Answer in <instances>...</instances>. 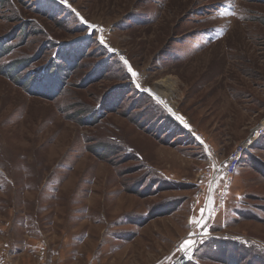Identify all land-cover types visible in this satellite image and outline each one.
I'll return each instance as SVG.
<instances>
[{
  "label": "rangeland",
  "instance_id": "374dc122",
  "mask_svg": "<svg viewBox=\"0 0 264 264\" xmlns=\"http://www.w3.org/2000/svg\"><path fill=\"white\" fill-rule=\"evenodd\" d=\"M68 5H0L15 47L0 60V264H174L216 165L251 137L187 264H264V0ZM68 47L84 59L55 101L2 73L14 60L34 61L18 80L43 72ZM112 96L114 112L82 121Z\"/></svg>",
  "mask_w": 264,
  "mask_h": 264
},
{
  "label": "trees",
  "instance_id": "16d2710c",
  "mask_svg": "<svg viewBox=\"0 0 264 264\" xmlns=\"http://www.w3.org/2000/svg\"><path fill=\"white\" fill-rule=\"evenodd\" d=\"M1 2L2 0L0 1V5ZM50 8L51 6L49 4H46V6H43L42 10H40L42 13H44L48 11L47 9ZM13 41L14 36L0 40V60L13 52L15 47L12 45H8V43ZM70 57L74 58V61H70ZM58 58L61 61H58L57 65L49 66L40 73L39 71H33V73L30 72L27 74V76L23 77L22 80H18L19 73L30 70L32 67L31 65H33L34 61L14 60L13 62H11L10 68H8L6 72L2 73L9 77L10 81L13 82L16 86L22 88L27 94H29V96L43 98L46 101H55L68 88L67 79L70 74L75 72L80 66L81 62L84 59V51L79 47H68L65 49V51L64 49L61 51ZM99 75L102 76V74ZM95 78L98 79V74L94 70L92 75L88 77L85 83H82L80 87L95 83ZM117 99H119V96H112L106 103H102V105L98 108L99 110H93L92 112H81L80 115L84 117V119L82 118V121L89 126L95 125L97 122H99L100 119H102V116L108 114V112L115 111L116 107L118 106ZM189 262H191V260H189Z\"/></svg>",
  "mask_w": 264,
  "mask_h": 264
},
{
  "label": "built area",
  "instance_id": "2783aa9c",
  "mask_svg": "<svg viewBox=\"0 0 264 264\" xmlns=\"http://www.w3.org/2000/svg\"><path fill=\"white\" fill-rule=\"evenodd\" d=\"M259 130H256V133ZM254 143V138H248L244 143L238 145L235 150L230 154V156L227 158L225 163L222 165L217 164L214 170V174L210 176L209 180L205 184V190L203 191V215L205 216L207 220V231L210 235V224L212 221V216L215 214V212L218 210V208L215 207V200L217 195V185L218 182L223 179L224 184V191H222L223 195L220 197V201H224V198L226 197V193L228 192L229 185H231L233 181V177L235 174V171L237 169V166L241 160V157L247 153V151L252 147ZM210 153V160L214 162V153L211 151ZM215 163V162H214ZM200 194V193H199ZM219 198V195H218ZM201 213V215H202ZM201 215L199 216V221L201 219ZM200 231V228L197 226L196 234L194 235L195 240L198 239L197 233ZM246 240V238L242 239ZM191 257V253L189 254ZM190 258L186 257L183 260H177L174 264H187L189 262Z\"/></svg>",
  "mask_w": 264,
  "mask_h": 264
},
{
  "label": "snow or ice",
  "instance_id": "6c2138e0",
  "mask_svg": "<svg viewBox=\"0 0 264 264\" xmlns=\"http://www.w3.org/2000/svg\"><path fill=\"white\" fill-rule=\"evenodd\" d=\"M59 3L65 4L68 7H70V5H68V0H59ZM80 19H81V22L87 24V21H84L82 17ZM92 27H94V26H92ZM100 43H102V44L104 43V40H103L102 37L100 38ZM109 50H111V49H109ZM121 59H123V57H121ZM124 64L127 65L128 64V61L127 60H124ZM128 72L131 73V77L132 78H135L138 75L131 68L130 65L128 66ZM137 87H139V85H137ZM148 91H150V90H148ZM177 119H182V118L177 117ZM197 226L200 228V231L197 233L198 239H196V240L188 239L185 242V245L183 247L184 255L181 257V259H184L185 257H189L190 258L189 254H190L191 250L193 249V247H196L198 245H202L204 243L205 237H208L209 236V233L207 231V220H206L205 216L203 215V213L201 215L200 221H197Z\"/></svg>",
  "mask_w": 264,
  "mask_h": 264
},
{
  "label": "bare ground",
  "instance_id": "6f19581e",
  "mask_svg": "<svg viewBox=\"0 0 264 264\" xmlns=\"http://www.w3.org/2000/svg\"><path fill=\"white\" fill-rule=\"evenodd\" d=\"M170 84H171V83H170ZM168 86H169V85H168ZM163 88H165V85H163ZM163 88H162V89H163ZM169 88H170V87H169ZM160 90H161V89H160ZM160 90H159L160 94H159L158 97H159V98H163V97H164L163 99H165V96H164V93H163L164 91H162V93H161ZM163 90H164V89H163ZM157 91H158V90H157ZM165 92H166V91H165ZM168 94H169V93H168ZM168 103H170V102H168Z\"/></svg>",
  "mask_w": 264,
  "mask_h": 264
}]
</instances>
